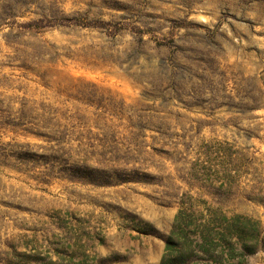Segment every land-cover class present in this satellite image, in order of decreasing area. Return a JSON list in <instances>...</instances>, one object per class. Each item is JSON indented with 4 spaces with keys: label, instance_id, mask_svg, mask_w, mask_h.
Segmentation results:
<instances>
[{
    "label": "rangeland",
    "instance_id": "obj_1",
    "mask_svg": "<svg viewBox=\"0 0 264 264\" xmlns=\"http://www.w3.org/2000/svg\"><path fill=\"white\" fill-rule=\"evenodd\" d=\"M264 264V0H0V264Z\"/></svg>",
    "mask_w": 264,
    "mask_h": 264
},
{
    "label": "trees",
    "instance_id": "obj_2",
    "mask_svg": "<svg viewBox=\"0 0 264 264\" xmlns=\"http://www.w3.org/2000/svg\"><path fill=\"white\" fill-rule=\"evenodd\" d=\"M181 214L177 213L173 228L169 234L165 250L159 264H187L191 260L200 257V252L209 254L210 250L204 247L202 243L198 248L191 246L190 237L185 230L181 220ZM236 264H243V259H239Z\"/></svg>",
    "mask_w": 264,
    "mask_h": 264
}]
</instances>
